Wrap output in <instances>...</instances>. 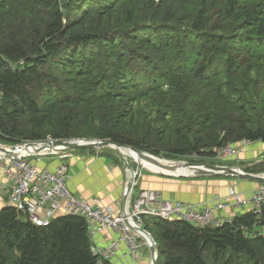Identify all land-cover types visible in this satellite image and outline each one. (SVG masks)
Instances as JSON below:
<instances>
[{
    "label": "trees",
    "instance_id": "obj_1",
    "mask_svg": "<svg viewBox=\"0 0 264 264\" xmlns=\"http://www.w3.org/2000/svg\"><path fill=\"white\" fill-rule=\"evenodd\" d=\"M45 129L175 160L264 142V0H0V143ZM144 227L157 264H264V203L217 226ZM96 260L84 218L38 226L0 208V264Z\"/></svg>",
    "mask_w": 264,
    "mask_h": 264
},
{
    "label": "built area",
    "instance_id": "obj_2",
    "mask_svg": "<svg viewBox=\"0 0 264 264\" xmlns=\"http://www.w3.org/2000/svg\"><path fill=\"white\" fill-rule=\"evenodd\" d=\"M245 143L243 141L242 144ZM19 144L21 143L15 145ZM68 151H22L6 154L0 150V167L9 180L8 205L38 226L48 225L60 212L84 218L90 239L97 234L110 233L111 237L105 245L99 246L91 242V252L96 256L98 264H105L118 257L121 244L125 246L122 257L129 259L124 264H135L144 259L145 251L150 250L146 234L149 232L144 227L145 218L177 219L195 226H217L225 221L230 222L237 213L246 210L259 212L264 203V184L256 187L246 197L232 192L234 194L229 199L191 203L163 199L157 191L150 188L140 189L135 195V182L123 209L115 212L103 206L97 197H78L70 190L67 178L71 154ZM238 153L236 145H227L216 151L215 157L226 159L235 157ZM45 155H58L61 160L53 169L40 167L38 163ZM227 209L231 210V214L224 213Z\"/></svg>",
    "mask_w": 264,
    "mask_h": 264
},
{
    "label": "crops",
    "instance_id": "obj_3",
    "mask_svg": "<svg viewBox=\"0 0 264 264\" xmlns=\"http://www.w3.org/2000/svg\"><path fill=\"white\" fill-rule=\"evenodd\" d=\"M246 143L253 144L248 147L254 149L245 152L247 153V158L249 159L252 157H257L258 154L262 153L264 149V145H263L264 142L249 141ZM247 145H245L244 147H246ZM240 155H241V159H244L246 157L243 154V152L242 153L240 152L237 155L238 156L237 159H240L239 158ZM70 156L72 157H70L69 159L68 178H67V185L70 188V190L75 194H79L87 199H92L93 197H97L100 199L101 204L103 206L108 207L112 211L118 212L122 210L125 203L123 192L126 182L129 178L128 167L123 163L124 166L120 168L118 167L114 168L110 163L109 165H107V163L103 161L104 159L98 157L97 160L91 159V161L88 164V167H86V170H82L83 167L74 165V164L81 165L79 157L75 158L77 156H73L72 154ZM42 159L38 164L40 165V167H45L48 169H53L59 163L56 162L54 164L51 163L50 161L43 162ZM148 173L152 174L151 176H153V177L150 176L149 178H154V179L150 181L149 179H145V177H147L148 175L141 174L139 179L136 178L137 179L136 185L139 187L138 190L146 189V188L153 189L157 191L159 197L163 199L182 200L191 203H203V202L214 201L215 199L227 198L226 197L227 189L225 188L227 182L225 181V179H219L218 181L210 183L211 186L209 185L208 190L206 191L205 187L203 188L202 185L206 181V180L204 181V179L209 177H203L202 178L203 181L196 182L198 186L193 185L192 189L186 192L184 191L185 189L183 188L185 187L186 184L185 181L174 182L171 181L170 179L161 178L162 175L154 174L149 171ZM233 180L235 181H230V183L233 185L231 187H233V190L234 189L239 190V192H241L242 195H248L252 193L258 184L255 181L245 180L241 178H234ZM187 182H190L192 184L194 183L192 181H187ZM8 184H9V180L4 175L3 170L0 167V208L4 205H8V200L5 199L6 198L5 188L8 187ZM217 186L220 189H218ZM224 213L226 215L231 214V210L227 209L224 211ZM110 237L111 234L108 232L104 234H97L91 238V242H94L97 245L102 246L106 244V241ZM124 251H125V246L121 244L120 250L118 252V257L111 259L110 261H107L105 264H124L126 260H129L127 257L126 258L122 257ZM145 253H146L145 254L146 257L142 260H139L135 264H149V262L151 261L150 250H146Z\"/></svg>",
    "mask_w": 264,
    "mask_h": 264
},
{
    "label": "water",
    "instance_id": "obj_4",
    "mask_svg": "<svg viewBox=\"0 0 264 264\" xmlns=\"http://www.w3.org/2000/svg\"><path fill=\"white\" fill-rule=\"evenodd\" d=\"M105 147H110L115 150H117L121 158L124 162V164L128 167L129 170V178L126 182L123 197L124 201H126L128 194L133 188V185L136 182L137 175L139 173V170L141 167L146 169L147 171L166 176V177H178V176H187V177H204V176H231L236 178H241L245 180H251L255 182H264V173H251L245 171V166L240 165H225V164H214V163H194L186 160H169L170 162L174 163L175 166H184L188 167L192 170L191 173L188 175H175V174H168L164 173L163 171L155 170L152 168H149L145 165H143L141 162H139L136 158H131L134 160L136 167L133 168L131 165H129V161L127 160V156L124 155L120 148H127L135 151L138 155V158L141 160L143 159V154L154 156L148 152L142 151L135 146L127 145V144H119L117 142H114L112 140H100V139H50L47 141H26L19 145H9L6 144L0 145V150L3 151L6 154H12L15 152H22V151H28V152H40L43 150H73L77 148H98L102 149ZM18 151H17V150ZM158 160H163L157 156ZM166 166L165 163L161 165V168H164ZM139 228V227H138ZM140 230L142 228H139ZM143 230V229H142ZM148 240L150 242V253H151V261L150 264H157V258H158V246L157 242L153 238V236L150 233H147Z\"/></svg>",
    "mask_w": 264,
    "mask_h": 264
},
{
    "label": "rangeland",
    "instance_id": "obj_5",
    "mask_svg": "<svg viewBox=\"0 0 264 264\" xmlns=\"http://www.w3.org/2000/svg\"><path fill=\"white\" fill-rule=\"evenodd\" d=\"M142 108V106H137L136 107V109H141ZM158 125H160V124H158ZM49 129H45L44 130V136H43V138L41 139L42 141H47V140H50V139H53V137H52V135L49 133ZM80 137V136H79ZM71 139H80V138H78V137H70ZM86 139V138H85ZM23 142H26L25 140H23V141H21V143H23ZM246 142H249V141H246ZM243 142H241V143H239L238 145H236V147L237 148H239V153L241 152H243V154L246 156L244 159H241V155H240V159H237V157L238 156H235V157H231V158H226V159H221V158H219V157H215L214 156V158L213 157H211V158H202V159H200V158H197V157H186V158H184V159H177V160H186V161H189L190 160V158L191 159H195V160H201V161H203V163H214V164H225V165H240V166H244L245 164V166H249V165H254V164H256V163H258V162H261V163H263L264 164V149H263V151H262V153H259L258 154V156L257 157H252V158H247V153H245L246 151L248 152V151H250V150H254L253 148H249L248 146H251V145H253V144H249V143H246V144H242ZM247 144H249V145H247ZM245 145H247L246 147H244ZM264 145V144H263ZM157 146H158V144H157ZM90 149H94V152H89V150ZM160 151L162 152V151H164V152H166L165 151V149H162V148H160ZM70 154H72L73 156H77V157H75V158H78L79 157V160H80V163H81V165L80 164H74V165H77V166H81V167H83V169L82 170H86V167H88V164H89V162L91 161V159H95V160H97L98 159V157H100V158H102V159H104L103 161H105L106 163H107V165H109V163L114 167V168H120V167H122V166H124L123 165V160H122V158H121V155H120V153L117 151V150H115V149H113V148H104V153H105V155L107 156H104V155H102V154H99V152H100V149H98V148H77V149H73V150H69L68 151ZM85 155V156H84ZM80 156H83V157H80ZM155 156V155H154ZM69 157H72V156H69ZM158 157V156H157ZM43 158H45V159H42V161L43 162H46V161H50L51 163H58V162H60V158L58 157V155H45V156H43ZM48 158H49V160H48ZM159 158H161V159H163V157H161V156H159ZM189 158V159H188ZM164 159H166V160H175V159H167V158H164ZM127 160L129 161V165H131L133 168H135L136 167V164H135V162H134V160L130 157V156H127ZM72 166V165H71ZM73 167V166H72ZM71 167V168H72ZM79 168V167H78ZM81 170V171H82ZM252 173V172H251ZM258 173H264V171H262V172H257L256 174H258ZM101 174V173H100ZM99 174V175H100ZM139 175H137V179H139L140 178V175L141 174H146V175H148L147 177H145V179H149L150 181H152L154 178H149L152 174H150V173H148V171L146 170V169H144L143 167H141L140 168V170H139V173H138ZM151 177H153V176H151ZM158 177H161V176H158ZM225 177V176H224ZM161 178H163V179H170L171 181H174V182H176V181H185L186 182V184H185V187H183L185 190L184 191H189L190 189H192V186L194 185V186H198V184L196 183L197 181H203L202 180V178H197V177H187V176H176V177H161ZM234 178H236V177H229V176H226L225 178H219V179H225V181L227 182L226 183V189H227V194H226V197L227 198H225V199H229V198H232V196H233V194L234 193H240L241 194V192H239V190H233V187H231V186H233L231 183H230V181H235V180H233ZM136 179V180H137ZM219 179H217V178H205L204 179V183H203V185H202V187L204 188L205 187V190L207 191L208 190V186L210 185V183H213V182H215V181H218ZM227 179V180H226ZM187 181H192V182H194L193 184L192 183H190V182H187ZM258 184H257V186L256 187H258L259 185H262V184H264V182H257ZM217 184V183H216ZM151 185H152V182H151ZM211 186V185H210ZM237 186H238V184H237ZM136 188V189H135ZM202 188V189H203ZM217 188L218 189H220L218 186H217ZM139 189V187L135 184V186H134V194L136 195L137 194V190ZM196 189V188H195ZM256 189V188H255ZM232 192H234V193H232ZM5 195H6V200H9V195H10V193H9V188L7 187V188H5ZM248 195H250V194H248ZM248 195H244L245 197L246 196H248ZM76 196H78V197H83V196H81V195H79V194H76ZM216 200V199H215ZM149 264H150V262H149Z\"/></svg>",
    "mask_w": 264,
    "mask_h": 264
},
{
    "label": "bare ground",
    "instance_id": "obj_6",
    "mask_svg": "<svg viewBox=\"0 0 264 264\" xmlns=\"http://www.w3.org/2000/svg\"><path fill=\"white\" fill-rule=\"evenodd\" d=\"M120 150L124 155L131 156L132 158H136L143 165H145L149 168L155 169V170L163 171L164 173L175 174V175H188L189 173L192 172V170L190 168L184 167V166H175L174 163H172L169 160H166L164 158H163V160L160 161L154 156H149V155L143 154V159L140 160L135 151H133L131 149L123 148V147H121ZM163 163H165L166 166L164 168H161V165ZM128 172H129V170H128Z\"/></svg>",
    "mask_w": 264,
    "mask_h": 264
}]
</instances>
